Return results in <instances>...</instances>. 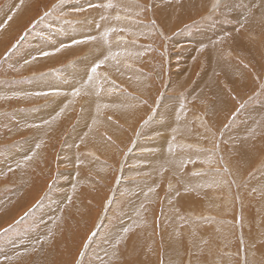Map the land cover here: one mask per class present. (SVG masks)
Segmentation results:
<instances>
[{"label": "rangeland", "instance_id": "1", "mask_svg": "<svg viewBox=\"0 0 264 264\" xmlns=\"http://www.w3.org/2000/svg\"><path fill=\"white\" fill-rule=\"evenodd\" d=\"M100 1L0 0V264H264V71L227 80L205 44L216 37L227 60L232 47L236 68L264 29L224 11L243 0H120L136 18ZM151 1L170 10V33L147 19Z\"/></svg>", "mask_w": 264, "mask_h": 264}, {"label": "bare ground", "instance_id": "2", "mask_svg": "<svg viewBox=\"0 0 264 264\" xmlns=\"http://www.w3.org/2000/svg\"><path fill=\"white\" fill-rule=\"evenodd\" d=\"M13 1V0H12ZM19 1V0H18ZM24 1V0H23ZM62 1H64V0H62ZM86 1H88V0H86ZM100 1V0H99ZM108 1L109 0H105L104 2H103V8L104 7H107V5H109V3H108ZM122 1V0H121ZM120 0H119V2H120V4H121V6L126 10V13L127 14H130V16L132 17V18H136L135 17V14H139L140 13V11H139V9H137V8H129L127 5H125V3L124 2H121ZM146 1V0H145ZM221 1H224V0H211L210 2V4H209V8H211V9H213V10H215V9H217V6L219 5L220 6V4H221ZM101 2V1H100ZM229 2V6H227V7H223V9H224V11L225 12H227V15L230 13L232 16L231 17H233L234 19H236L237 21H238V19H239V21L238 22H241V23H243V22H248V25L250 26V29H252V30H254L255 32H261L263 29H264V26H263V23L261 22V23H259V21L257 22V19H256V17L254 16V13H255V11L254 10H259V12H258V17H259V15H261L263 18H264V0H243V3H245V7L247 8L246 10H244V9H242L243 11H242V13L241 14H239L238 12H237V10L235 11V9H238V8H236L237 7V4H239L240 2L239 1H236V2H232V1H228ZM10 3V2H9ZM58 3V2H57ZM95 3H98V2H96L95 1ZM156 3V2H155ZM164 3V2H163ZM80 4V3H79ZM79 4H77L78 6H80ZM100 4V3H99ZM150 4L152 5L151 6V11L150 12H152V14H149V16L147 15L146 17H147V19H150L151 21L153 20H155V18H157L159 21L158 22H160V24H162L163 25V29H165V31L167 30L168 31V33H170V26H169V24H170V20H171V16H170V12H168V11H170V10H168L167 9V6H165V5H163L162 4V6H161V9L160 8H158V3H156V4H154L153 5V3H152V1L150 2ZM161 4V3H160ZM190 4V3H189ZM241 4V3H240ZM239 4V5H240ZM9 5V4H8ZM71 5V4H70ZM87 5V4H86ZM93 5V4H92ZM96 5V4H95ZM225 5V4H224ZM223 5V6H224ZM74 7H75V5H73ZM226 6V5H225ZM17 7V6H16ZM20 7V6H19ZM83 7H86V6H83ZM97 7V6H96ZM96 7H94V8H96ZM239 7V6H238ZM88 8V7H87ZM91 8H93V7H91ZM108 8V7H107ZM106 8V9H107ZM203 8V7H202ZM90 9V8H89ZM116 9H117V7H116ZM184 9H186V8H184ZM198 9V8H197ZM204 9V8H203ZM76 10V9H75ZM93 10H96V9H92V11ZM108 10V9H107ZM87 11V10H86ZM180 11V10H179ZM79 12V11H78ZM91 12V11H90ZM96 12H97V10H96ZM100 12H102V11H100ZM154 12V13H153ZM240 12V11H239ZM24 13V12H23ZM82 13V12H81ZM81 13H78V15H80V17H82V18H84L82 15H81ZM87 13H89V11L87 12ZM106 12H104V14H105ZM119 13V12H118ZM217 13V12H216ZM236 13V14H235ZM2 14V13H1ZM4 14V13H3ZM85 14V13H84ZM121 14H123V13H120V15ZM157 14V15H156ZM256 14V13H255ZM110 15H112V14H110ZM223 15H225V14H222V16ZM256 15V16H257ZM9 16V15H8ZM15 16V15H14ZM75 16H76V14H75ZM92 16V15H91ZM184 16V15H183ZM77 17V16H76ZM90 17V16H89ZM119 17V19H121V17H123V15H121V16H118ZM128 17V16H127ZM126 17V18H127ZM130 17V18H131ZM225 17H228V16H225ZM224 17V18H225ZM230 17V18H231ZM254 17H255V19H256V21L254 20ZM261 17V18H262ZM95 18V17H94ZM129 18V17H128ZM173 18V17H172ZM217 18L218 17H216V20H217ZM124 19H125V17H124ZM180 19V18H179ZM184 19V18H183ZM78 20V19H77ZM198 20V19H197ZM219 20V19H218ZM222 20V19H221ZM80 21V20H79ZM152 21V22H153ZM228 21V20H227ZM215 22V21H214ZM172 23V22H171ZM223 23V22H222ZM224 23H225V21H224ZM214 24V23H213ZM217 25H218V23H216ZM212 25V24H211ZM226 25H228V24H226ZM121 27L123 26L124 28H126L127 29V32H128V30H129V34L131 35V37H133V38H136V36H135V34L137 33V32H139V28H137V27H135V26H130V28H127L126 26V24L125 23H122V25H120ZM119 26V27H120ZM169 26V27H168ZM173 26V25H172ZM215 26V25H214ZM221 26H223L222 24H221ZM82 25L80 26H76V27H72V28H75L76 30H77V32H79V31H81L82 30ZM118 27V28H119ZM202 27V26H201ZM207 28H208V26H206ZM211 29H213L211 26H209ZM219 27V26H218ZM108 28H109V31L111 30V29H114V28H116L113 24H110L109 26H108ZM123 28V29H124ZM152 28H153V26H152ZM209 28V29H210ZM224 28V27H223ZM225 28H229V26L228 27H226L225 26ZM232 28V27H231ZM238 28H239V26H238ZM119 29H121V28H119ZM143 29V28H142ZM216 29V28H215ZM244 29V28H243ZM61 30V29H60ZM173 30V29H172ZM171 30V31H172ZM189 30V29H188ZM214 30V29H213ZM220 30V29H219ZM224 30V29H223ZM229 30V29H228ZM239 30V29H238ZM55 31V30H54ZM98 31V30H97ZM153 31H154V29H153ZM246 30H244V32H245ZM56 32H58V30L56 31ZM83 32H85V31H83ZM116 32V31H115ZM157 32V31H156ZM185 32V31H184ZM199 32H201V31H199ZM203 32V31H202ZM216 32V31H215ZM224 32L225 33H223L222 35H223V37H221L222 38V40H226V39H228V37H229V35H231V36H233V34H232V32L231 31H226V29L224 30ZM250 32V31H249ZM48 33V32H47ZM59 33V32H58ZM93 33V32H92ZM98 33V32H97ZM109 33V32H108ZM158 33H159V31H158ZM235 33V32H234ZM237 33H238V31H237ZM42 34H44V33H42ZM45 34H46V32H45ZM44 34V35H45ZM91 33H88V37L89 36H91L90 35ZM107 34V33H106ZM160 34V33H159ZM167 34V33H166ZM184 34V33H183ZM201 34V33H200ZM208 34V33H207ZM249 34V33H248ZM36 35H37V33H36ZM43 35V36H44ZM60 35V34H59ZM66 35V34H65ZM111 35H113V34H111ZM110 35V36H111ZM126 35V34H125ZM128 35V34H127ZM163 35V34H162ZM216 35V34H215ZM222 35H220V36H222ZM243 35V34H242ZM250 35V34H249ZM259 35V34H258ZM261 35H262V33H261ZM48 36H50V35H48ZM75 36V35H74ZM79 36V35H78ZM77 36V37H78ZM94 36V35H93ZM148 36V34L147 33H144L143 34V37H144V39L146 38ZM168 36V35H167ZM186 36V34L184 35V37ZM194 36H196V34L195 35H193V37ZM217 36V35H216ZM236 36V35H235ZM235 36H233V38L231 39V40H233V42H231L232 43V45H233V47L234 46H236V47H240V44H239V42H238V40L235 38ZM238 36V35H237ZM246 36V35H245ZM30 37H32V35L30 36ZM46 37V36H45ZM54 37V36H53ZM76 37V36H75ZM80 37V36H79ZM86 37H87V35H86ZM92 37V36H91ZM105 37V36H104ZM112 37V36H111ZM200 37V36H199ZM212 37V36H211ZM255 37V36H254ZM39 38V37H38ZM42 38V37H41ZM40 38V39H41ZM95 38H97V37H95ZM103 38V37H102ZM118 38H120V37H118ZM117 38V39H118ZM168 38V37H167ZM171 38V37H170ZM195 38V37H194ZM197 38V37H196ZM196 38L193 40V42L196 40ZM203 38V37H202ZM220 38V37H219ZM221 38H220V40H221ZM72 39V38H71ZM74 39V38H73ZM99 39V38H98ZM97 39V40H98ZM106 39V38H105ZM137 39V38H136ZM143 39V40H144ZM158 39V38H157ZM176 39V38H175ZM185 39V38H184ZM100 40V39H99ZM109 40V39H108ZM202 40H204V39H201V41H196V43L195 44H197V43H202ZM214 40H216V37H213V38H211V39H207L206 41H205V44H207V47L208 46H211V45H213L214 44V48L212 49L213 51L211 52V51H208L207 49V52H208V56L209 57H207V59H206V61H207V63L208 64H210V66L209 65H207V68H208V66L210 67V69H211V67L214 69V70H212V71H219L220 73H224L225 74V77L227 78V80H228V78L232 75H234L233 77H235L234 79H239L241 76H240V74H238L239 73V68L241 69V70H243L244 68H249L250 70H249V72H253L254 74L253 75H250L251 77H253L255 74H256V72H255V70H258V73L260 74L261 72L263 73V67H261L260 69H258L261 65H259L260 63V60L261 59H259V57L261 56V52H260V50H261V48L263 47V50H264V44H262L261 46V48H259V45H258V43H256V42H254L253 44H252V46H243L244 48H246V51H247V53L246 54H248V57L246 56V57H244V62L243 61H236V63H234L235 65H236V68H235V66H233L232 64H231V62H230V59H231V61L232 62H234V60L232 59L233 58V56H231V55H235V53L232 51V50H234V49H231L232 47H229L230 48V50H229V57H230V59L229 60H227V59H225L226 58V56L224 57H221L220 56V52L217 50L216 51V49H215V47L218 45V43H217V45H215V41ZM219 40V39H218ZM246 40V39H245ZM261 40H262V42L264 41V35L262 36V38H261ZM41 41V40H40ZM44 41H45V39H44ZM43 41V42H44ZM102 41V40H101ZM113 41V40H112ZM145 41V40H144ZM227 42L229 41V40H226ZM225 41V42H226ZM241 41V40H240ZM259 41V40H258ZM48 42H50V40L48 41ZM47 42V43H48ZM96 42V41H95ZM192 42V43H193ZM52 43V42H51ZM66 43V42H65ZM161 43V46L163 45V42H160ZM166 43H167V41H166ZM170 43H173L172 42V40L170 41ZM223 43V42H222ZM245 43V42H244ZM1 44V43H0ZM67 44H69L68 42H67ZM86 44H88V43H86ZM118 44V43H117ZM194 44V45H195ZM205 44H202V48H205ZM246 44V43H245ZM247 44H249V43H247ZM89 45V44H88ZM157 45V44H156ZM220 45H222V44H219V46ZM243 45V44H242ZM184 46V45H183ZM196 46V45H195ZM199 46H200V44H199ZM219 46H217V47H219ZM33 47H35V46H33ZM32 47V48H33ZM72 47V46H71ZM104 47H106V46H104ZM109 47H110V45H109ZM157 47V46H156ZM0 48H1V46H0ZM6 48H7V45H6ZM50 48H51V46H50ZM67 48H68V46H67ZM103 48V47H102ZM116 48H118L117 46H116ZM125 48V47H124ZM164 48V47H163ZM180 48V47H179ZM196 48V47H195ZM199 48H201V47H199ZM201 48V50H199V51H203V49ZM235 48V47H234ZM35 49V48H34ZM33 49V50H34ZM51 49H53V48H51ZM51 49H50V53H51ZM81 49H84V48H81ZM98 49V48H97ZM101 49V48H100ZM111 49V48H110ZM129 49V48H128ZM161 49V48H160ZM215 49V50H214ZM28 50H30V49H28ZM45 50V49H44ZM48 50L49 49H47V51L46 52H48ZM60 51H61V49H59ZM67 50V49H66ZM111 50H113V46H112V49ZM118 50H120V49H118ZM127 50V49H126ZM220 50V49H219ZM35 51V50H34ZM63 51V50H62ZM68 51V50H67ZM214 51H216L217 53H219L217 56H219V58L220 59H217V61L219 62V63H217L216 64V61H214L215 59L213 58V55H214ZM225 51V50H224ZM241 51H243V50H241ZM55 52H57L56 50H55ZM66 52V51H65ZM89 52V51H88ZM157 52V51H156ZM165 52V51H164ZM244 52V51H243ZM27 53V52H26ZM50 53H48V54H50ZM104 53H105V51H104ZM112 53V52H111ZM111 53H109V54H111ZM116 53V52H115ZM152 53V52H151ZM213 53V54H212ZM0 54H1V52H0ZM4 54H5V52H4ZM62 54V53H61ZM78 54H80V53H78ZM106 54V53H105ZM222 54V53H221ZM227 54V53H226ZM26 56H28L27 54H25ZM52 55V54H51ZM50 55V56H51ZM84 55V54H83ZM107 55V54H106ZM114 55V54H113ZM116 55V54H115ZM114 55V56H115ZM134 55V54H133ZM136 55V54H135ZM134 55V56H135ZM224 55V54H223ZM243 55V54H242ZM30 56V55H29ZM49 56V55H48ZM57 56V55H56ZM65 56H67V53H66V55ZM133 56V57H134ZM152 56V55H151ZM150 56V57H151ZM166 56V55H165ZM202 56H203V54H202ZM206 56V55H205ZM0 57H1V55H0ZM5 57V56H4ZM47 57V56H46ZM54 57H55V55H54ZM106 57V56H105ZM108 57V56H107ZM164 57V56H163ZM2 58V57H1ZM8 58H9V56H8ZM261 58H263V60H261V61H264V57L262 56ZM51 59V58H50ZM73 59V58H72ZM99 59V58H98ZM166 59V58H165ZM240 59V58H239ZM77 60V59H76ZM133 60V62L132 63H134V59H132ZM131 60V61H132ZM141 60V59H140ZM146 60H148L149 61V59H146ZM212 62H211V61ZM99 61H100V59H99ZM164 61V60H163ZM168 61V60H167ZM46 62H47V60H46ZM83 62V61H82ZM81 62V63H82ZM103 62V61H102ZM107 62V61H106ZM105 62V63H106ZM115 62V61H114ZM136 62H139V61H136ZM243 62V63H242ZM38 63V62H37ZM104 63V64H105ZM150 63V62H149ZM215 63V64H214ZM32 64V63H31ZM74 64V63H73ZM73 64H71V65H73ZM111 64V63H110ZM139 65H145V61H143V60H141L140 61V63H138ZM242 64H244L245 66H242ZM30 65V64H29ZM34 65V64H33ZM67 65H69V64H67ZM70 65V66H71ZM135 65V64H134ZM148 65V64H147ZM165 64H162V67L164 66ZM168 65V64H167ZM166 65V66H167ZM263 65H264V63H263ZM0 66H1V63H0ZM34 66H36V63H35V65ZM39 66V65H38ZM69 66V67H70ZM74 66V65H73ZM115 66V65H114ZM132 66H133V64H132ZM135 66H137V64L135 65ZM217 66V67H216ZM28 67V66H27ZM41 67V66H40ZM68 67V68H69ZM72 67V66H71ZM101 67H103V66H101ZM168 67V66H167ZM166 67V68H167ZM244 67V68H243ZM257 67V69H255ZM34 68V67H33ZM68 68L66 67V69H67V71H68ZM114 68V67H113ZM145 68H148L149 70H152L151 68H150V66H146ZM41 69V68H40ZM112 68H110V70H111ZM147 69V70H148ZM168 69V68H167ZM209 69V70H210ZM4 70H5V68H4ZM8 70V69H7ZM9 70H10V68H9ZM12 70V69H11ZM74 70V69H73ZM72 70V71H73ZM101 70V69H100ZM211 70L210 71H207L206 73L207 74H209V73H213V72H211ZM48 71V70H47ZM70 71V70H69ZM77 71V70H76ZM123 71V70H122ZM246 71V70H245ZM5 72H7V71H5ZM91 72V71H90ZM11 73H13L12 71H11ZM10 73V74H11ZM50 73V72H49ZM80 73V72H79ZM78 73V74H79ZM100 73H101V71H100ZM133 73V72H132ZM241 73H244L243 71H241ZM68 74V73H67ZM67 74L65 73V75L67 76ZM75 74H77V73H75ZM92 74V73H91ZM94 74V73H93ZM92 74V75H93ZM99 73L97 72V75H98ZM131 74V73H130ZM130 74H129V76H130ZM136 74V73H135ZM245 74V73H244ZM250 73H248V75H249ZM22 75V74H21ZM51 75V74H50ZM70 75H73V74H70ZM109 75H110V73H109ZM116 75V74H115ZM123 75V74H122ZM203 75V74H202ZM206 75V74H205ZM12 77H13V74L11 75ZM76 76V75H75ZM95 76V75H94ZM204 76V75H203ZM208 76V75H207ZM210 76H213L212 74H210ZM209 76V77H210ZM262 76V75H261ZM18 77V76H17ZM16 77V78H17ZM19 77H21L20 75H19ZM18 77V78H19ZM44 77V76H43ZM54 77V76H53ZM73 77V76H72ZM200 77V76H199ZM198 77V78H199ZM258 77H259V75H258ZM23 78V77H22ZM48 78V77H47ZM59 78V77H58ZM80 78V77H79ZM92 78V77H91ZM201 78H202V76H201ZM205 78H207V77H205L204 76V79ZM263 78V77H262ZM14 79V78H13ZM39 79H41V78H39ZM51 79H53V78H51ZM72 79V78H71ZM74 79V78H73ZM248 79V78H247ZM258 79H260V78H258ZM42 80H44V79H42ZM64 80V79H63ZM169 80V79H168ZM200 80H202V79H200ZM48 81V80H47ZM66 81H67V79H66ZM65 81V82H66ZM78 81V80H77ZM193 81V80H192ZM216 81V80H215ZM262 81V80H261ZM33 82V81H32ZM35 82V84H36V81H34ZM38 82V81H37ZM41 82H43V81H40V83ZM49 82V81H48ZM55 82H57L56 80H55ZM60 82V81H59ZM69 82V81H68ZM68 82H66L67 84H68ZM74 82H75V79H74ZM199 82V81H198ZM202 82H204L203 80H202ZM206 82V81H205ZM40 83H37V84H40ZM54 83V81L52 82V84ZM80 83V82H79ZM81 83H83L82 81H81ZM216 83H217V81H216ZM215 83V84H216ZM235 83H236V85L237 84H239V81L237 80V82L235 81ZM42 84V83H41ZM46 84H48V83H46ZM58 84V83H57ZM70 84V83H69ZM68 84V85H69ZM78 84V83H77ZM144 84V83H143ZM55 84H53L52 86H54ZM63 85H65L66 87H67V85L66 84H64L63 83ZM233 85H235V84H233ZM235 85V86H236ZM23 85H21V87H22ZM30 86V85H29ZM40 86V85H39ZM42 86V85H41ZM40 86V87H41ZM51 86V85H50ZM49 86V87H50ZM74 86V85H73ZM84 86V85H83ZM88 86V85H87ZM215 86V85H214ZM31 87V86H30ZM46 86L44 85V88H45ZM253 87V86H252ZM42 88H43V86H42ZM51 88V87H50ZM55 88H57V92H58V89H60V88H58V87H55ZM68 88V87H67ZM78 88V87H77ZM219 89L216 91V100H225V97H226V95H225V93L221 90V87H218ZM53 89V88H52ZM79 89V88H78ZM10 90V89H9ZM35 90V89H34ZM56 90V89H55ZM71 90V89H70ZM93 90H95V89H93ZM216 90V89H215ZM219 90H221V91H219ZM61 91V90H60ZM137 91H139V89H137ZM136 91V92H137ZM11 92V91H10ZM27 92V91H26ZM93 92V91H92ZM135 92V93H136ZM140 92V93H139ZM138 92V94H142L141 93V91H139ZM7 93H8V91H7ZM28 93V92H27ZM67 93V92H66ZM89 93V92H88ZM102 93V92H101ZM131 93V92H130ZM215 93V92H214ZM260 93V92H259ZM262 93V92H261ZM260 93V94H261ZM39 94V93H38ZM70 94V93H69ZM91 94V93H90ZM89 94V95H90ZM263 95H264V93H262ZM12 95V94H11ZM10 94H9V97L11 96ZM16 95H18V94H16ZM27 95V94H26ZM28 95H29V93H28ZM41 95V94H40ZM92 95V94H91ZM215 94H213V96H214ZM35 98V97H34ZM61 98H64V97H61ZM92 98V97H91ZM24 99V98H23ZM120 99L121 100H123L121 97H120ZM28 100V99H27ZM59 100H61L60 99V97H59ZM127 100V99H126ZM12 102V101H11ZM18 102V101H17ZM27 102V101H26ZM59 102V101H58ZM61 102V101H60ZM25 103V102H24ZM49 103V102H48ZM64 103V102H63ZM21 104H22V102H21ZM12 105V104H11ZM14 105H17V104H14ZM59 105V104H58ZM136 105V104H135ZM93 108V107H92ZM3 109V108H2ZM95 109V108H94ZM158 109V108H157ZM164 111V110H163ZM255 112V111H254ZM22 114V113H21ZM256 114V113H255ZM23 115V114H22ZM29 115V114H28ZM90 115V114H89ZM210 115V114H209ZM25 116V115H24ZM30 116V115H29ZM31 117V116H30ZM97 117V116H96ZM96 117H94V119L96 118ZM254 117V116H253ZM12 118V117H11ZM16 118V117H15ZM27 118V117H26ZM43 118H44V115H43ZM255 118V117H254ZM21 119H24V118H21ZM30 119H32V118H30ZM98 119V118H97ZM262 119V118H261ZM6 120V119H5ZM27 121H28V119H27ZM254 121V120H253ZM261 121V120H260ZM18 122V121H17ZM37 122V121H36ZM129 122V121H128ZM2 123V122H1ZM29 123V122H28ZM32 123V122H31ZM33 123H35V120L33 119ZM257 123H260V122H257ZM54 124V123H53ZM254 124V123H253ZM260 124H264V122L262 123V121H261V123ZM260 124H258V125H260ZM39 125H40V123H39ZM13 126V125H12ZM108 126V125H107ZM135 126V125H134ZM264 126V125H263ZM134 128V127H133ZM39 129V128H38ZM37 129V130H38ZM41 129V128H40ZM44 127L42 128V130L41 131H39V132H44ZM54 129V128H53ZM19 130V129H18ZM106 130V129H105ZM109 131V130H108ZM13 132V131H12ZM245 132V131H244ZM261 132V131H260ZM27 133V132H26ZM47 133V132H46ZM58 133V132H57ZM112 133V132H111ZM14 134V133H13ZM40 134V133H39ZM21 135V134H20ZM47 135V134H46ZM97 135V134H96ZM16 136H18V135H16ZM46 137V136H45ZM117 137V136H116ZM53 138V137H52ZM259 138V137H258ZM44 139V138H43ZM55 139V138H54ZM60 139V138H59ZM96 139V138H95ZM247 139V138H246ZM40 140V139H39ZM46 140V139H45ZM50 140V139H49ZM57 140V139H56ZM117 140H118V138H117ZM52 141H54V140H52ZM96 141H98V138H97V140ZM126 141V140H125ZM227 141V140H226ZM51 142V141H50ZM55 142V141H54ZM41 143H44L43 142V140H42V142ZM40 143V145H42V147H43V144H41ZM129 143V142H128ZM39 144V143H38ZM45 145H47V144H45ZM56 145V144H55ZM69 147V146H68ZM54 149V148H53ZM5 151V150H4ZM93 151V150H92ZM91 151V152H92ZM102 152V151H101ZM11 153V152H10ZM93 154H95L94 152H92ZM97 153H98V151H97ZM120 155H121V153H119ZM23 156V155H22ZM107 156V155H106ZM104 157V156H103ZM35 159V158H34ZM118 159H120L119 157H118ZM87 160V159H86ZM34 161V160H33ZM32 161V162H33ZM85 161V160H84ZM7 162H9V161H7ZM86 162V161H85ZM88 162V161H87ZM111 162V161H110ZM84 163V162H83ZM94 163V161H92V164ZM119 163V162H118ZM82 164V163H81ZM95 164V163H94ZM35 166V165H34ZM20 167V166H19ZM56 168H57V166H55ZM84 167V166H83ZM82 167V168H83ZM99 167V166H98ZM11 168V167H10ZM87 168H88V166H87ZM92 168V167H91ZM17 169V168H16ZM101 170V169H100ZM103 173H106L105 171L103 172ZM34 175V174H33ZM105 175V174H104ZM16 177V176H15ZM107 176L105 175V178H106ZM17 178V177H16ZM113 178V177H112ZM12 179V178H11ZM107 179V178H106ZM183 179V178H182ZM186 182V180L184 181V182H182V183H185ZM26 184H28V183H25V185ZM45 186V185H44ZM185 186V185H184ZM166 187V186H165ZM27 188V187H26ZM25 188V189H26ZM42 188H40V190H41ZM33 191H35V190H33ZM165 191V190H164ZM20 192V191H19ZM32 192V191H31ZM40 192V191H39ZM263 192V191H262ZM35 192H33V194H34ZM16 194H18V193H16ZM23 194V193H22ZM25 194V193H24ZM41 194V193H40ZM14 195V194H13ZM263 195V194H262ZM22 196V195H21ZM23 199H24V197H23ZM33 199V198H32ZM264 199V198H263ZM22 202H23V200H21ZM12 204V203H11ZM11 204H10V206H11ZM14 205V207L16 206V208H18L17 207V203H13ZM262 204V203H261ZM259 205H260V203H259ZM9 206V205H8ZM27 208V207H26ZM8 209V208H7ZM33 212V211H32ZM139 219H140V217H139ZM134 220V219H133ZM136 220V219H135ZM137 223V222H136ZM75 230V229H74ZM85 232V231H84ZM36 235V234H35ZM30 236H32V235H30ZM72 236V235H71ZM29 237V236H28ZM248 239V238H247ZM249 240V239H248ZM250 254V253H249ZM250 260V259H249ZM204 263V262H203ZM206 263V262H205Z\"/></svg>", "mask_w": 264, "mask_h": 264}, {"label": "snow or ice", "instance_id": "3", "mask_svg": "<svg viewBox=\"0 0 264 264\" xmlns=\"http://www.w3.org/2000/svg\"><path fill=\"white\" fill-rule=\"evenodd\" d=\"M77 43H79V41H78ZM47 54H48V53H45V55H47ZM99 66H100V65L97 64L96 66L92 67V68H91V72L95 73L96 68L99 67ZM89 79H91V77H89ZM73 94L76 95V94H78V92H75V93H73Z\"/></svg>", "mask_w": 264, "mask_h": 264}]
</instances>
